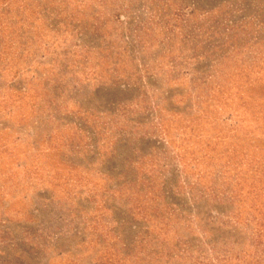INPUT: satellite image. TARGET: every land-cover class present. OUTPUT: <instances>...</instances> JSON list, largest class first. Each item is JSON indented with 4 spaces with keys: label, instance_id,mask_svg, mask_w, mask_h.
<instances>
[{
    "label": "rangeland",
    "instance_id": "obj_1",
    "mask_svg": "<svg viewBox=\"0 0 264 264\" xmlns=\"http://www.w3.org/2000/svg\"><path fill=\"white\" fill-rule=\"evenodd\" d=\"M264 0H0V264H264Z\"/></svg>",
    "mask_w": 264,
    "mask_h": 264
},
{
    "label": "trees",
    "instance_id": "obj_2",
    "mask_svg": "<svg viewBox=\"0 0 264 264\" xmlns=\"http://www.w3.org/2000/svg\"><path fill=\"white\" fill-rule=\"evenodd\" d=\"M254 234L256 241L258 242V246L261 247L262 251H264V231L263 227L259 226L258 231H255Z\"/></svg>",
    "mask_w": 264,
    "mask_h": 264
}]
</instances>
